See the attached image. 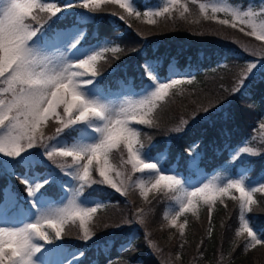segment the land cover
Wrapping results in <instances>:
<instances>
[{
	"label": "snow or ice",
	"instance_id": "6c2138e0",
	"mask_svg": "<svg viewBox=\"0 0 264 264\" xmlns=\"http://www.w3.org/2000/svg\"><path fill=\"white\" fill-rule=\"evenodd\" d=\"M189 3L194 5L196 0H167L163 7L141 11L135 6V0H67L62 6L55 0H0V180L5 182L0 189V264H82L84 252H72L62 241L66 226L77 227L84 241L96 236L92 220L106 203L95 199L94 186H106L125 198L129 196V189L134 188L148 205L157 196L170 197L177 208L171 214L166 212L164 219L168 227L177 230L181 249L188 220L178 223L180 218L186 213L198 218L199 210L206 208L207 234L211 238L213 210L217 201L224 204L227 197L239 209V226L229 255L241 247L236 242L240 237H245V252L264 246V235L254 230V218L246 216L258 203L255 194L264 193V168L256 173L254 180L249 176L256 171V160L264 159V143L249 147L248 141H244L230 146L228 167L224 169L229 174H217L211 179L201 170L205 156L194 151L197 144L191 146L182 161L187 176L178 167L174 169L170 164L166 167L170 145L154 152L158 146L146 147L144 129L159 130L157 112L173 95L171 90L185 83L191 85L196 78L172 71L166 79H161L157 74L158 61L145 59L142 67L149 84L140 87L139 98L115 106L111 103V94L100 86L102 68L99 65L101 61L108 63L107 53L118 59V54L125 49L119 45L109 47L111 41L107 40L104 46L89 44L82 30V26L94 21L92 14L105 11L101 5L106 4L123 9V13L112 11L110 14L128 28L133 27V20L150 26H158L161 20L174 22L176 19L198 24L199 20L189 19ZM77 5L87 11H68ZM208 8L209 5H199L204 20L237 30L259 42L250 48L232 40L250 54L246 64L232 66L238 71L233 72L231 89H224L236 95L258 74L264 78V5L256 12L252 8L244 10L213 3L211 15ZM220 13L224 18H219ZM188 30L194 35L209 34ZM149 34L137 31L142 39ZM211 34L221 35L218 31ZM222 38L231 39L227 35ZM218 105V100L209 98L206 106L197 105L192 119L200 112L210 115ZM189 122L181 121L185 126ZM49 124L54 125L52 134L45 131ZM258 126L264 130V120ZM171 131L183 129L176 127ZM114 157H118V164L112 162ZM181 160L176 157L177 166ZM17 169H23V174ZM137 173L147 174L149 179L134 180ZM13 178L25 186L23 200L11 186ZM52 188L58 189L55 197L49 195ZM150 211L140 207L134 213V220L121 218L103 227L119 229L133 223L146 227ZM221 227L227 228V225L222 223ZM144 236L149 249L159 254L162 250L151 239V233L145 231ZM136 238L126 237L121 252H134ZM111 243L105 242V251ZM180 258L177 253L175 259ZM107 264H113V260L108 259ZM119 264L141 262L129 258L120 260Z\"/></svg>",
	"mask_w": 264,
	"mask_h": 264
},
{
	"label": "trees",
	"instance_id": "16d2710c",
	"mask_svg": "<svg viewBox=\"0 0 264 264\" xmlns=\"http://www.w3.org/2000/svg\"><path fill=\"white\" fill-rule=\"evenodd\" d=\"M55 2L60 5L62 3L60 0ZM135 2L139 10L143 11L142 8L152 4L153 1L135 0ZM76 7L82 12L81 7L78 5ZM101 7L105 11L92 14L95 16L94 21L86 25L90 36L94 38L93 41L96 38H110L113 41L112 47L119 45L125 49L124 53L118 54V59L109 52L106 54L108 63L100 62L99 66L102 68L100 85L104 88L119 89L121 85L130 83L141 87L143 80L148 81L144 75L145 69L142 67L145 59L160 61L157 74L161 78L168 77L171 71H178L180 75H183L181 72L184 71V74L196 78L191 85L185 83L171 90L173 95L157 112L160 121L159 130L144 129L147 133V136L143 137L146 147L152 144L158 146L153 150L154 152L162 151L170 145L167 165L175 164V168L178 167L181 174L187 176L188 172L185 171L182 161L187 158L191 146L197 144L198 148L194 150L205 156L201 170L204 174H209L228 161L230 146L235 147L248 140L253 142L254 147L264 143V133L259 134L258 126L259 122L264 120V78L258 74L241 93L236 95L224 90L231 89L234 81L233 72L238 71V68L233 69L232 66L244 65L250 59V54L245 53L240 44L233 43L232 40H238L244 45L247 44L246 41L259 42L251 39L252 37L243 36L237 30L225 28L214 21L204 20L196 4L189 6L191 9L189 19L199 20L198 24H189L176 19L174 22L161 20L158 26H150L133 20L132 28H128L124 22L119 21L118 17L110 14L112 11L123 13V9L118 5L106 4ZM209 26L235 32L238 36L227 35L231 39H223L222 36L226 34H211ZM188 29L205 31L209 34L194 35ZM137 31L151 34L142 39L137 35ZM130 48H135L137 51H129ZM220 65H228V67H220ZM209 98L218 100L219 105L210 115L200 112L193 120L191 115L193 110L197 105L206 106ZM182 120L190 122L185 126L181 123ZM49 125L46 133L52 134L54 125ZM176 127L182 128L183 131H171ZM148 136L152 139L148 140ZM178 156L182 158L179 166L176 161ZM115 160L118 164V157H115ZM261 168H264V159L258 158L256 171L250 173L251 176L256 177V173ZM17 172L23 174V169H17ZM4 183L0 180V189L4 187ZM11 186H14L13 190L20 198L25 195V186L19 179L13 178ZM94 187L95 195L106 203L92 220L96 225V236L92 240L84 241L79 229L75 226H66V234L62 241L68 250L84 252L82 264H94V261L105 264L108 259H112L113 264H119L120 260L129 258L141 264H162L164 261L159 254L154 253L145 244L144 232L148 230L154 235L152 240L157 246H166L164 251L171 252L167 257L172 256L171 260L176 264H264L262 257L264 246L258 245L245 252L241 244V247H238L231 256L229 255L234 232L239 226V209L235 201L228 198L224 204L217 201L212 214L214 230L211 238L207 234L209 224L206 208L202 207L199 210L198 218L188 213L184 217L187 218L188 224L185 227L184 247L181 249L179 245L182 241L177 230H172V236L168 238L166 233L169 230L163 228V222L166 221L165 208L172 200L169 199L170 197L157 196L152 200V204L148 205L143 203L138 190L134 188L129 189V196L125 198L106 186ZM57 194L58 189H49V195ZM255 198L258 203L252 206L253 212L247 216L254 218L255 227L260 228L264 235V203H260L264 201V193L255 194ZM126 200L131 203H126ZM140 207L151 209L148 212L146 227L136 223L125 224L119 229L103 227L105 223L119 222L121 218L134 220V213ZM222 223L226 224L227 228L221 227ZM133 235L137 237L134 241V252H121V244L124 243L125 238ZM201 240L204 241L203 244ZM106 241L112 242L107 251L103 248ZM98 246H100L99 250ZM255 249L258 250L257 253H253ZM177 253L181 257L179 260L175 259Z\"/></svg>",
	"mask_w": 264,
	"mask_h": 264
},
{
	"label": "rangeland",
	"instance_id": "374dc122",
	"mask_svg": "<svg viewBox=\"0 0 264 264\" xmlns=\"http://www.w3.org/2000/svg\"><path fill=\"white\" fill-rule=\"evenodd\" d=\"M166 2H167V0H154V3L153 4H150V5H146L145 7H144V10H146V9H157V8H160V7H163L165 4H166ZM181 2H184V0H181ZM201 3H203V4H206V5H209V8H208V14L209 15H211V5L213 4V3H222V4H225V5H227V6H229V7H240V8H242V9H244V10H247L248 8H252V10H254V11H256V12H259L260 10H261V6L262 5H264V0H196V5H197V7H199V5L201 4ZM190 4L191 3H189V6H190ZM135 6H136V4H135ZM85 10V9H84ZM143 10V11H144ZM85 11H87V10H85ZM218 16H219V18H224V14L223 13H220V14H217ZM209 30H210V32H219V33H221V34H226V35H230V36H233V37H236V36H238V34L237 33H235V32H231V31H228V30H226V29H222V28H219V27H212V26H209V28H208ZM82 30L85 32V29L84 28H82ZM85 34H86V32H85ZM87 35V34H86ZM88 37V40H91L90 41V44H95V43H99L101 46H104V41H111V43L110 44H108L107 46H109V47H112V44H113V41H112V39H110V38H101L100 40H98V41H93V39H91V36H87ZM251 39H254V38H251ZM247 42V44H245L246 46H248V47H250V48H252V47H255V46H257L259 43H253L252 41H246ZM257 42V41H256ZM248 60V59H247ZM247 60H245V62L247 61ZM146 71V70H145ZM172 72V71H171ZM175 72H177V73H179L178 71H175ZM170 74V73H169ZM181 74H183V75H180V76H188V74H184V71H182L181 72ZM144 75H145V72H144ZM145 77H146V75H145ZM161 78V77H160ZM161 79H166V78H161ZM149 84V80L148 81H142V85L141 86H144V87H146L147 85ZM107 91L111 94L110 95V100H111V103H113L115 106H119V105H121V104H124V103H126L128 100H130V99H132V100H134V99H137V98H139V96L137 95V93H139V91H140V88H131L130 86H123L121 89H120V91H117V92H112L111 90H108L107 89ZM49 127H50V125H49ZM53 129H54V127H53ZM46 130H48V128H46L45 129V131ZM261 133H264V130H259V134L260 135H262ZM254 144H253V142H251L250 140H248V144L246 145V146H249V147H254L253 146ZM195 151V150H194ZM112 162L113 163H115V164H117V162H116V160H115V157L113 158V160H112ZM228 161H226V162H224L216 171H214V172H211V173H209V174H205L207 177H208V179H211L213 176H215V175H217V174H221L222 176L223 175H227V174H229V173H225L224 172V169L226 168V167H228ZM169 165V164H168ZM168 165L167 164H165V166L166 167H168ZM170 165H172V167L175 169V164H170ZM169 174H171V173H169ZM251 175V174H250ZM249 175V176H250ZM250 178L251 179H255L256 177L255 176H250ZM69 179H71L70 177H69ZM133 179L134 180H136V179H143V180H145V181H147L148 179H149V176L147 175V174H145V175H141V174H139V173H137L136 174V176H134L133 177ZM222 182V181H221ZM87 191V190H86ZM236 195H238V193H236ZM152 196H153V194L152 193H150L149 194V199L151 198L152 199ZM21 199H23V197L21 198ZM95 199L96 200H101L100 199V197L99 196H96L95 195ZM170 199V198H169ZM168 199V200H169ZM226 199H227V197H225L224 198V202L226 201ZM94 206V205H93ZM176 208H177V204H176V202L175 201H173V200H171V202L166 206V208H165V213L167 212V213H169V214H171L172 212H174L175 210H176ZM99 210V209H98ZM188 213H186L184 216H182L181 218H180V220L178 221V223H183V221H184V217L187 215ZM76 229H78L77 227H75ZM163 228H166V229H168L169 231H168V233H166V235L168 236V238L169 237H171L172 236V230L173 231H176V229H172V228H170V227H168V224H167V221H165V222H163ZM254 230H256L257 231V233L259 234V235H262V233L259 231V229H257V228H255ZM149 232H150V230H148ZM151 233V232H150ZM153 237H154V235H152V233H151V239H153ZM244 241H245V237H240V238H238L237 239V244H239V245H243L244 244ZM169 245H167V247H168ZM158 247L162 250V252L161 253H159V256H160V258L165 262H169V264H176V262L175 261H173V260H171V259H173V257L171 256L170 258H168L167 256H168V253L170 252H168L167 250L166 251H164L165 249V247L166 246H160V245H158ZM263 247V246H262ZM70 251H72V252H77V250H70ZM257 253L258 252V250L257 249H255L254 251H253V253ZM171 253V252H170ZM262 257H264V256H262ZM105 264H107V262L105 263Z\"/></svg>",
	"mask_w": 264,
	"mask_h": 264
}]
</instances>
